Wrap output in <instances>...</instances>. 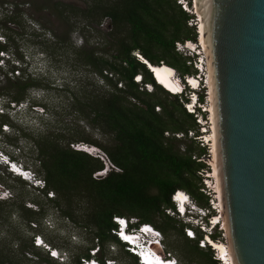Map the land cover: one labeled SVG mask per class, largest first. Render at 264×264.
Returning <instances> with one entry per match:
<instances>
[{"label":"trees","instance_id":"1","mask_svg":"<svg viewBox=\"0 0 264 264\" xmlns=\"http://www.w3.org/2000/svg\"><path fill=\"white\" fill-rule=\"evenodd\" d=\"M79 1H84L87 6L81 8L72 2L54 0L31 2L35 13L45 11L65 29L62 34L52 31V41L37 45L42 55L51 60L57 56L58 51L69 50L76 64L84 66L111 87L108 91L96 83L87 82L74 90L63 89L69 93L65 110L107 137L108 141L100 144L85 137V134L74 129L75 126L80 127L78 124H74V127L66 124L59 130L49 129L31 138L34 160L39 165L35 175L44 184L40 192L53 193V197L48 200L62 217L88 231L91 241L96 240V245L76 256L75 263L80 264L81 258H89L88 250L95 246L99 251L96 256L99 261L114 260L103 251L107 243H112L124 257L138 264L137 259L128 254L123 244L111 233V230L116 229L112 219L132 218L139 224L152 225L166 237L169 229L175 230L171 224L172 218L165 215V210L174 209L171 195L176 190L188 193L197 205L208 206V197L200 191L203 188L200 176L209 168L202 161L206 156L205 147L195 146L193 141L196 140L186 136L188 131L199 134L193 117L184 110L180 98L155 83L146 66L132 53H138L151 65L162 63L173 68L179 77L190 75L192 68L174 50V43L193 40L194 33L187 26L188 14L174 0ZM78 19L86 22L85 27L87 23L98 26L103 19L108 20V47L101 50L88 46L80 49L71 47L69 36L78 26ZM36 22L42 29L48 30L40 18L37 17ZM0 30V53H8L13 45L14 53L11 55L19 63H24L17 39L7 33L12 31L6 25L1 26ZM20 71L21 76L17 71L18 79L8 80L6 110H10V104L14 107L26 102L28 104L27 95L30 90H51V87L30 77L23 69ZM138 75L142 77L141 85L133 81ZM119 82L122 88H117ZM144 84L151 85L152 91L145 90ZM30 106L33 109L45 108L35 102H31ZM7 116L0 114V117ZM6 122L9 128L20 131L23 137L30 136L24 133L26 127L9 120ZM179 133L185 137L177 139L174 134ZM182 140H190V143L181 147ZM79 143L98 148L105 158L93 157L70 148V145ZM105 162L112 167L103 177L94 178L95 173L105 169ZM2 183L0 186L5 188ZM21 210L28 219L38 215L31 209L21 207ZM178 232L182 234V230ZM218 236L214 234L212 239ZM192 242L195 241L184 238V246H192L203 258L202 264H218L211 258V254L191 245ZM162 247L165 251L163 243Z\"/></svg>","mask_w":264,"mask_h":264},{"label":"rangeland","instance_id":"2","mask_svg":"<svg viewBox=\"0 0 264 264\" xmlns=\"http://www.w3.org/2000/svg\"><path fill=\"white\" fill-rule=\"evenodd\" d=\"M37 1L0 0V27L6 25L12 31H7V33L17 39L24 61V63H19L11 55L14 53L13 45H11L9 52L4 53L3 58L0 59V105L5 108V93L9 89L8 80L18 79L19 75L22 74L20 69H23L30 77L36 78L43 85L51 87L49 91L30 90L27 95L28 104L26 102L16 107L10 104V110L0 109V114L8 115L7 117H0V126L5 123L0 128L2 132L0 134L2 139L0 150L12 161L20 163L23 168L32 170L34 173L39 170V165L34 160L35 152L31 138L43 134L49 129L51 131L59 130L66 124H71V127L78 124L80 127L75 126L74 129L82 135L85 134V137L100 144L108 141L107 137L96 130H92L65 110L69 101V93H65L63 89L74 90L78 85L87 82L96 83L104 90L109 91L111 88L99 76L93 75L84 66L76 64L69 50L66 52L63 50L58 51L53 60L48 59L44 54L42 55L37 44L45 43L48 40L52 41V31L62 34L65 29L57 20L48 16L45 11L35 13V7L31 2L37 3ZM54 1L72 2L81 8L87 6L84 1L79 0ZM37 17L41 19L42 24L48 30L40 27L36 22ZM85 24L86 22L78 19V26L72 30L69 36L71 47L80 49L88 46L96 47L98 50L107 48L106 36L110 31L108 20L103 19L98 26L94 23H87L88 25L85 27ZM50 28L51 30H49ZM191 32L193 33L192 29ZM1 33L0 30V40H2ZM179 55L186 62V65H189L183 54ZM0 57L2 56L0 55ZM12 67H17V69L13 70ZM17 71L20 72L19 75ZM133 81L135 80L133 79ZM31 102L44 105L45 108L36 107L33 109L30 106ZM155 111H157L156 108ZM7 120L15 122L16 125L23 128L26 127L24 133H28L30 136L25 138L17 129L9 128ZM4 127L7 128L6 133H3L2 129ZM193 142L195 146H200V143H196L197 141ZM186 143L189 144L190 140H182L180 146L185 147ZM76 145L87 146L89 151L90 148H93L94 150L91 151L93 157L102 158L101 156H103L105 158L102 151L94 146L83 143ZM76 145H70V148L75 149L77 148ZM205 150L206 156L202 161L207 165L210 163L211 158L206 147ZM111 167L109 163L105 162V169L95 173L93 177H103ZM207 172L209 170H205L200 176L202 185ZM12 177L8 176L5 169L0 167V182H4V184L2 183L5 186L3 189L6 190V193H9L8 198L4 199V202H0V264H58L50 258L48 253L34 247L32 241L33 237L37 235L41 236L45 244L64 253L66 264H77L74 262L76 256L86 251L88 247L96 245V240L91 241L92 237L88 231L82 230L80 226L74 225L70 220L62 217L59 210L48 200L50 198L47 194L34 189L20 178L13 179ZM21 207L31 209L37 212L38 215L30 219L25 218L26 216ZM165 215L167 214L165 213ZM169 217L172 218L173 222L171 224L175 227V230L169 229L166 237L162 234L165 251L174 256L179 261L178 264H202L203 258L195 252L192 246H184L185 237L183 235L182 220L176 214ZM178 230H182V234ZM191 245L197 246L196 242H192ZM103 251L107 257L113 258L118 264H133L112 243H107ZM203 252L210 255L209 250Z\"/></svg>","mask_w":264,"mask_h":264},{"label":"water","instance_id":"3","mask_svg":"<svg viewBox=\"0 0 264 264\" xmlns=\"http://www.w3.org/2000/svg\"><path fill=\"white\" fill-rule=\"evenodd\" d=\"M196 1L231 260L264 264V0Z\"/></svg>","mask_w":264,"mask_h":264},{"label":"built area","instance_id":"4","mask_svg":"<svg viewBox=\"0 0 264 264\" xmlns=\"http://www.w3.org/2000/svg\"><path fill=\"white\" fill-rule=\"evenodd\" d=\"M180 8L188 14L189 19L187 21V26L193 30L194 39L190 41H177L174 43V50L178 54H183L184 57L188 58V64L192 68V73L190 75L181 76L182 90H187L189 92V96H180L178 98L184 110L190 114L194 122L197 125L199 134H195L193 131H188L186 136L187 138L196 139L201 146H204V143L199 139V137H203L204 141L207 143L206 137L212 133L211 127V114L213 111V99H212V91L210 88V73L209 67L207 64V55L203 46L200 43V18L196 12L194 7V0H174ZM188 44L192 45L193 48L189 49ZM135 58H140L141 56L138 53H132ZM179 80V79H177ZM117 88H122V83L117 84ZM177 139H183L185 136L181 133L174 134ZM206 136V137H205ZM81 149V148H77ZM209 156L212 159V145L209 149ZM13 166L19 170L21 174V178L29 179L35 178L36 175L32 170L25 169L20 163L13 162L10 167L12 170ZM211 168L210 163L207 164ZM210 173L207 172L205 177L203 178V188L200 190L205 196L208 197V206L200 207L195 203V201L191 198V196L182 191L181 193L185 195L184 201L178 202L176 197L179 193V190H176L171 195V202L174 204V210L171 211L170 214H176L179 219L182 220L183 223V235L185 238L194 240L199 249L209 250L211 254V258L216 261L218 264H227V253L223 256L222 260L219 255L218 250H216L213 246V243L222 242L227 246V235L224 229V220H223V209L222 204L219 203L217 199L216 192V182L214 178H211L212 168L210 169ZM15 173H17L14 170ZM22 180V179H21ZM36 190H43L44 184L43 181L39 179L37 183H35ZM46 193L49 198L53 197V193ZM9 193H6V190L3 191V195L5 198H8ZM181 204V205H180ZM197 213H199L197 215ZM119 217H114V220H119ZM114 222V221H113ZM191 232L192 235L189 236L188 233ZM156 234L159 236L162 235L158 231ZM214 234H218L219 236L216 239H212ZM33 245L35 248H39L44 252L48 253L50 258H57L58 264H66L64 253H61L55 248H51L49 245L45 244L42 240L41 236L37 235L33 237ZM55 253V255H53ZM51 254V255H50ZM232 263V260L230 262ZM169 264V263H165Z\"/></svg>","mask_w":264,"mask_h":264},{"label":"bare ground","instance_id":"5","mask_svg":"<svg viewBox=\"0 0 264 264\" xmlns=\"http://www.w3.org/2000/svg\"><path fill=\"white\" fill-rule=\"evenodd\" d=\"M194 7L196 9V12L200 18V43L201 45L203 46L204 50H206L207 52V49H206V45H205V38H204V31H203V24H202V17H201V11L199 9V6H198V3L196 0H194ZM188 48L189 49H192L193 46L188 44ZM208 56V54H207ZM142 58V57H141ZM142 60L144 61V65H148L150 70H151V74L153 73L154 74V81L157 85H159L160 87H162L164 90L166 89L167 92L169 93H176L178 92L180 89H182V83H181V79L179 78V80H176L175 81V76L173 77V68L165 65V64H159L157 66L155 65H151L150 63H148L145 59L142 58ZM207 64H208V67L210 66L209 65V58L207 60ZM148 69V71H150ZM210 72V70H209ZM156 79V80H155ZM210 88H211V91H212V86L210 85ZM211 122H212V127H211V130H212V133L211 135L208 137H206L208 143H211L212 145V159L209 160L210 162V165H211V168H212V174L210 175L211 178H214L215 179V182H216V192L217 193V199L219 200V203L222 204L221 202V192H220V183H219V177H218V165H217V152H216V138H215V124H214V111H212V114H211ZM86 150L87 147H85ZM91 150L90 151H93L94 149L93 148H90ZM89 151V150H88ZM2 162V161H0ZM13 169L16 171V172H20L19 170H17L14 166H13ZM210 173V172H209ZM182 191L179 190V193L176 197V200L179 202H182L184 201V197L185 195H183L181 193ZM181 205V204H180ZM147 225V224H145ZM224 226V229H225V233L227 235V230H226V227L225 225ZM213 246L216 250H218L219 252V255L221 256L222 260H226L223 258V256H225L227 253V264H231V254H230V248L227 244V246L222 243V242H219V243H213ZM143 256V260H145L146 262H150V259H148L147 257H145V255H142ZM141 264H144V263H141Z\"/></svg>","mask_w":264,"mask_h":264},{"label":"clouds","instance_id":"6","mask_svg":"<svg viewBox=\"0 0 264 264\" xmlns=\"http://www.w3.org/2000/svg\"><path fill=\"white\" fill-rule=\"evenodd\" d=\"M2 57H0V59H2L3 58V55H1ZM141 58V57H140ZM137 60L139 61V58H137ZM143 64V63H142ZM147 70H148V68H146ZM150 72V74H151V71H149ZM174 73L176 74V76H175V79L177 80V79H179L180 77L177 75V73L174 71ZM138 77H140L141 78V82L140 83H138V84H142L143 83V81H142V77L140 76V75H138V76H136L135 78H134V80H137V78ZM136 82V81H135ZM137 83V82H136ZM144 87L145 86H149L150 87V89L149 88H146V90L148 91V92H151L152 91V86L151 85H147V84H144L143 85ZM150 90V91H149ZM182 90V89H181ZM166 91V90H165ZM185 91H187V90H185ZM169 93V92H168ZM170 94V93H169ZM171 95H173V94H171ZM181 96H184V95H181ZM177 97H180V96H177ZM184 97H186V96H184ZM0 107L3 109L4 108V106H1L0 105ZM5 109V108H4ZM2 126V125H1ZM1 126H0V128H1ZM3 133H6V131H4L3 130ZM0 134H1V131H0ZM196 140V139H195ZM0 141H2V139L0 138ZM197 141V140H196ZM198 142V141H197ZM199 143V142H198ZM205 147V146H204ZM76 149V148H75ZM208 151V150H207ZM209 153V152H208ZM93 154V153H92ZM95 157V156H94ZM208 168H209V172L211 171L210 169V167L208 166ZM37 178V177H36ZM39 179V178H38ZM23 181V180H22ZM0 188H2L1 186H0ZM3 191H4V189L2 188V189H0V202L1 201H3L4 199H6L5 198V196H3ZM174 210V209H173ZM172 209H167V210H165V213L167 214V215H169V216H171L172 214H170L171 213V211H173ZM199 213H197V215H198ZM174 215V214H173ZM119 218H124V217H119ZM126 220H128L127 218H125ZM113 220V219H112ZM124 222V221H123ZM148 225H150V224H148ZM120 226H121V228H123V226H124V223H120ZM150 226H152V225H150ZM153 227V226H152ZM154 228V227H153ZM156 229V228H155ZM157 230V229H156ZM152 231V229H151V227H143V229H142V232L144 233V234H147V232H151ZM157 232H158V230H157ZM152 237H154L155 238V240H157V241H159V242H162L163 243V240H162V238H161V236H155V235H151ZM92 249V248H91ZM94 249V248H93ZM95 249H97V248H95ZM88 252H89V250H88ZM99 252V251H98ZM164 253H167V252H165L164 251ZM169 254V253H168ZM90 255V254H89ZM91 258V256L89 257V258H83V259H86V260H88V259H90ZM169 258L171 259V261L170 262H176L175 264H178V262H177V260H176V258L174 257V256H172L171 254H169ZM82 259V258H81ZM149 259H150V262L149 263H146V264H159V263H156V262H158L159 261V259H158V257H156V256H154V255H152V254H150L149 255ZM53 260H55V261H57V259H53ZM80 261V260H79ZM114 261V260H113ZM170 262H169V264H170ZM138 263V262H137ZM80 264H81V262H80ZM138 264H141V263H138Z\"/></svg>","mask_w":264,"mask_h":264},{"label":"snow or ice","instance_id":"7","mask_svg":"<svg viewBox=\"0 0 264 264\" xmlns=\"http://www.w3.org/2000/svg\"><path fill=\"white\" fill-rule=\"evenodd\" d=\"M0 55H3V53H0ZM5 131H7V128H5ZM50 195H51V193H49ZM121 223H124L123 221H121ZM188 235L189 236H191L192 235V233L191 232H189L188 233ZM125 239H127V237H124ZM53 255H55V253H53ZM91 264H96V261L95 260H93L92 262H91ZM170 264H175V262L173 261V262H170Z\"/></svg>","mask_w":264,"mask_h":264}]
</instances>
